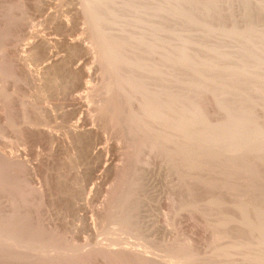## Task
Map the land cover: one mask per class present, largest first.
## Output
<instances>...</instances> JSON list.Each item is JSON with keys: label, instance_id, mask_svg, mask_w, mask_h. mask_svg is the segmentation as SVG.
I'll return each instance as SVG.
<instances>
[{"label": "rangeland", "instance_id": "1", "mask_svg": "<svg viewBox=\"0 0 264 264\" xmlns=\"http://www.w3.org/2000/svg\"><path fill=\"white\" fill-rule=\"evenodd\" d=\"M20 1L0 0V148L4 151L26 147L21 126L28 109H35L41 116L43 106L55 103L65 89V82L71 81L65 73L59 72L48 78L49 84L39 87L30 85L17 74V62L5 53V45L12 37L11 29L22 22H31L41 30L52 26L49 21L45 22L44 16H37ZM44 1L47 0H33L32 4L39 7ZM84 1L79 0L81 7H85ZM115 1L124 5L118 2L117 5ZM115 1H109L114 2L112 5L107 1L112 8L105 9L108 16L106 32H141L151 39L156 38L162 47L159 50L166 51L170 47L169 52L175 55V60L169 64L164 61L158 64V71L151 72L150 76L152 82L167 84L168 88L172 87V93L188 102L192 122L188 137L192 150L190 159L184 162L176 148L179 145L173 139L172 142L164 139L156 143V136L147 129L138 128L134 121L122 124L123 111L115 104L118 97L116 100L110 98L106 87L101 86L94 103L96 107L102 106L109 129L116 130L117 135L115 131L113 133L117 137H123L122 151L128 160L113 184L112 196L115 198H111L103 222L100 220L96 224V240L105 242L107 236L118 233L126 237L137 235L138 238L141 236L140 240L129 238L163 253L170 234L158 233L153 229L156 223L172 229L170 232L174 237L171 235L170 238L177 247L199 238L204 247L201 255L204 264H264V261L244 256L249 250H264V0H173L169 17L158 8L154 10V7L140 4L141 0H134L137 4L126 0L128 6L125 0ZM56 2L50 6L52 12L59 9L67 13V5ZM108 11L114 13L110 15ZM85 19H80L76 35H83L86 28L88 32L94 30L87 16ZM18 41L16 44L22 48L27 39ZM186 50L190 52L191 60H182ZM25 57L26 64L34 72L38 71L42 60L35 55ZM166 69L172 72L169 80ZM110 81L114 82V77L105 80ZM202 102L211 109V115L200 114L198 109ZM241 120L244 124H239ZM71 154L72 151L62 155L64 162ZM64 167L61 163L56 166L55 173L59 175H56V184L49 195L31 191L30 185L18 178V174L0 176V264H29L32 261L30 253L35 249L34 253L43 249L57 250L58 255L71 252L70 258L77 257L79 263L76 264H135L133 260L137 257L133 256L131 260V254L126 253L122 258L123 254L111 249L104 254L107 248L101 246L95 247L96 252L92 249L94 253L90 250V254L80 249L89 242L94 245V242L87 232L77 231L76 211L66 201L72 204L85 202L90 187L84 189L82 177L67 180L69 167ZM2 169L0 167V173ZM78 190L86 193L82 196L84 200L76 195ZM183 216L189 221V232L188 227L183 230L179 227ZM193 230L199 232L193 234ZM8 241L16 242L17 247L12 246L16 243L8 246ZM227 246L237 251L228 259L217 261L215 251ZM206 251L208 254H204ZM64 253L60 255L62 260L66 257ZM95 256H98V262ZM56 260L58 262L56 258L50 264H56Z\"/></svg>", "mask_w": 264, "mask_h": 264}, {"label": "bare ground", "instance_id": "2", "mask_svg": "<svg viewBox=\"0 0 264 264\" xmlns=\"http://www.w3.org/2000/svg\"><path fill=\"white\" fill-rule=\"evenodd\" d=\"M21 1L26 9H33L34 13L39 17L44 16L45 22L49 21L52 26L41 30L35 28L34 25L30 24L31 22H22L20 25L11 29L12 37L7 41L8 44L5 45L7 46V48H5V53L17 62V74L19 73L22 75V77L29 81L27 83L30 85L34 84L39 87L49 84V82H47L48 78L52 74H58L59 72L65 73L71 81L65 82V89L58 96L55 103L45 107L43 106V113L40 112V114L42 113L41 116L38 115L39 113L37 114V112H35V109H28L27 115L25 118L23 117L25 125L22 122L21 126V131L26 141V147L24 149H13L11 151H6L7 149L4 151L2 150L3 148H0V167L3 168L0 176L9 177L13 173L18 174V178H22L23 181L30 185L31 191H39L42 195L51 194L54 188L55 177L59 175L58 172H56L58 174L55 173V169L60 163L65 166L64 168L69 167L67 169V180H74L77 177H82L83 180L81 181L83 182H81V184L83 183L84 189L90 187L85 202L78 203V201L76 204H72V202L66 201V203L71 204V209L76 211V216L79 221L78 227L76 226L77 231L87 232L89 234L88 236H90L89 238L94 242V245H91L89 242L80 248L86 253L93 252L95 247L101 246L103 249L107 248V250H102L103 253L106 251L109 252L110 250L108 251V249H111L113 252H117L121 255L123 254L121 256L122 258L126 256V253L128 256L132 255L131 260L134 259L133 256H136L137 258L133 260L135 264H204L201 259L204 247L198 240L199 238H193L194 235L190 244L186 245V243H184L185 245L182 247V245L180 246L177 242L180 246L177 247L174 244L175 242L173 241V243L170 238L172 235L170 231L172 229L168 225L156 224L155 222L153 229L158 231V233L162 232L164 236L170 234L169 236L167 235L169 238L164 244L165 251L163 250V253L156 252L149 246H146V243L133 240L134 238H129L137 237V235L126 237L127 235L121 236L117 232L118 235L115 234V237L107 236L108 238L105 242L99 241L100 239L98 241L96 240L98 231L96 224L98 221L99 223L102 221L105 212L110 208L111 198L114 197L112 196L113 184L120 171L125 168L128 160L122 151L123 137L121 135L119 136L120 138L117 137L116 130L112 128V130L115 131V135L113 131H111V128L109 129L106 116H103L105 114L102 113V106L96 107L94 103L98 99L99 92H101V86L106 87L107 96H111L110 98L114 97L115 99V97H118L115 104L121 107L123 111L125 119L122 117L124 119H122V124L128 125L130 121H134L138 128L147 129V131H150L148 133H153V135L156 136L155 139H157V141L155 140L156 143L160 141L163 142L162 140L164 139H167V141L170 139L172 142L171 139H173V142L175 141V143L179 145L176 148L179 150L181 160L187 162L188 159H190L192 142L188 137V132L192 126V122L191 115L189 114L188 102L172 93L174 92L171 91L172 87L169 86L168 88L167 84H159V81V83L152 82V76H150V74L158 71V66L161 65V62L164 61L169 64V62L175 60V55L172 54L173 52H169L170 47L169 50L165 49L166 51L159 50L162 47L158 45V41H155L156 38L151 39L141 32L140 34H136V32L132 31H130V33L128 31L126 34H119L116 33V31L113 33L110 30L111 33L106 32L105 24L108 16L106 15L107 10L105 11V9L109 8L110 5H108V3L110 0H85L86 3L85 7L83 6L84 8L80 6L79 0H57L56 4L67 5V13L59 9H57L55 13L52 12L50 6L55 4L56 0L44 1L39 7H34L32 4L33 0ZM141 1L140 4H146L147 7H152V9L154 7V10L158 8V10L160 9L159 12L164 11L168 13L165 14V16L168 15L169 17L172 13L173 0ZM120 2H118L119 5L121 4ZM134 2L136 3V1ZM137 2L139 3L140 1ZM113 3L114 2L109 4L112 5ZM124 3H126V0ZM126 4L127 6L129 5L128 2ZM111 8L110 6V9ZM114 11L112 13H114ZM112 13L110 12L109 14L112 15ZM16 16L18 15L16 14ZM86 16L91 26L94 27V30L90 31L89 29L90 32H88L87 28H82L83 35H76L75 31L79 28L80 19H85ZM111 17L112 16H110V18ZM85 20L87 21V19ZM1 24L2 22L0 21V25ZM22 38H25V40L27 39V42L21 48L18 46L19 43L17 45L16 42ZM27 55H35L42 60V65L38 71L34 72L32 67L26 64L25 56ZM182 56V60H191L190 52L187 50L184 51ZM165 71L166 79L169 80L172 72L170 69H166ZM108 77H114V82H105ZM167 83L169 82L167 81ZM162 86H164V88ZM166 86L167 88H165ZM106 100H108V98ZM198 110L200 114L203 113L205 115H209L211 112V109L203 102L199 105ZM207 117L209 118L210 116ZM240 122L239 124H244L243 120ZM169 128L173 129L169 131L167 130ZM236 134L234 133V135ZM238 147L237 149H239ZM246 148H244V150ZM255 148L257 147L253 149ZM258 148H260V146ZM70 151H72V154L69 156L71 161L66 158L64 162V157L62 155H64V153H68L69 155ZM154 165L156 164L154 163ZM45 167H48L47 170H44ZM147 169L152 170L151 168ZM78 191L76 195L81 196L82 199V196L86 193H84V191ZM82 200H84V197ZM98 202L100 205H97ZM6 210L8 209L6 208ZM186 219L185 216H183L180 218L178 224L181 229L188 227L187 232H189V221L187 222ZM198 232L199 230L197 232L194 231L193 234H197ZM198 236L199 235H197V237ZM139 238L137 237V239ZM13 243L16 242L8 241L7 245ZM12 246L17 247V243ZM228 248L230 247L227 246L226 248L224 247L215 251L217 261H223L222 258L228 259L229 256H232V254L237 251ZM257 250L258 251L249 250L244 256L252 257V259L260 262L264 261V250L258 248ZM35 251L36 249L34 252ZM34 252L32 250V253H30L32 261H30L31 263L29 264H36L40 261L50 264V262L56 258L58 259V262L56 260V264H76L78 262L76 259L77 257L70 258L71 252H68L70 255L67 252V255L62 252L65 254L64 256H66L63 260L61 259L62 257H60L62 253L58 255L60 252L57 250L43 249L40 252L37 251L38 253ZM204 254H208L207 251ZM213 256L215 257V255ZM96 257L98 258V256H95V260ZM225 259L224 261H226ZM237 259L241 262L240 258ZM92 262L94 261L92 260ZM128 264H131V262Z\"/></svg>", "mask_w": 264, "mask_h": 264}]
</instances>
